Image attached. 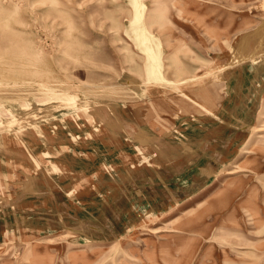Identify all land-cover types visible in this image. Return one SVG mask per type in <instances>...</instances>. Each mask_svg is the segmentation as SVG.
Returning a JSON list of instances; mask_svg holds the SVG:
<instances>
[{
    "label": "rangeland",
    "instance_id": "obj_1",
    "mask_svg": "<svg viewBox=\"0 0 264 264\" xmlns=\"http://www.w3.org/2000/svg\"><path fill=\"white\" fill-rule=\"evenodd\" d=\"M262 112L264 0H0V157L10 144L12 181L39 170L51 181V160L66 170L69 144L100 124H151L158 144L201 124L205 144L199 194L107 241L5 228L0 264H264ZM13 188L0 189L12 220Z\"/></svg>",
    "mask_w": 264,
    "mask_h": 264
},
{
    "label": "crops",
    "instance_id": "obj_2",
    "mask_svg": "<svg viewBox=\"0 0 264 264\" xmlns=\"http://www.w3.org/2000/svg\"><path fill=\"white\" fill-rule=\"evenodd\" d=\"M195 125L190 132L197 134L189 132L185 142L173 143L166 135H159V144L169 146L161 151L151 124L135 127L117 121L111 128L106 127L108 131L100 124L101 133L85 137L83 143L69 144L66 170L60 164L63 161L51 160L57 171L67 172H52L51 181L40 170L24 174L18 184L12 181L11 151L4 152L11 145L3 146L0 189L5 196L10 195L14 183L20 207L14 209V220L11 211L0 213V218H4L0 221V237L5 228L12 226L30 241L51 239L59 232L90 241H107L121 233L127 223L138 219L141 212L165 211L173 203L187 201L202 192L198 190L204 183V131L201 124ZM84 128L86 132L95 131L89 123ZM141 131L143 139L138 134ZM140 140L148 152L138 150ZM129 158L134 165L124 164L130 162ZM109 164L115 165L113 171L105 167ZM6 208L0 207V212Z\"/></svg>",
    "mask_w": 264,
    "mask_h": 264
},
{
    "label": "bare ground",
    "instance_id": "obj_3",
    "mask_svg": "<svg viewBox=\"0 0 264 264\" xmlns=\"http://www.w3.org/2000/svg\"><path fill=\"white\" fill-rule=\"evenodd\" d=\"M259 44H260V43H259ZM151 81H156V80L153 78ZM197 92H198V91H197ZM262 113H264V112H262ZM255 127H256L257 130L262 129V127L259 126V125L255 126ZM255 131H256V130H255ZM261 135H262V134H260V133L258 134V136H260V137H261ZM142 139H143V138H142ZM249 148H251V147H249ZM245 151H246V152H250V149H246Z\"/></svg>",
    "mask_w": 264,
    "mask_h": 264
}]
</instances>
